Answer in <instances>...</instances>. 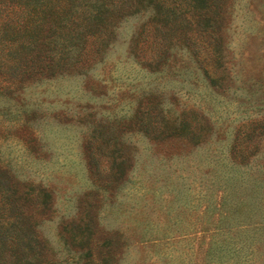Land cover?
<instances>
[{"label":"rangeland","instance_id":"1","mask_svg":"<svg viewBox=\"0 0 264 264\" xmlns=\"http://www.w3.org/2000/svg\"><path fill=\"white\" fill-rule=\"evenodd\" d=\"M122 2L0 5V264H264V0Z\"/></svg>","mask_w":264,"mask_h":264},{"label":"trees","instance_id":"2","mask_svg":"<svg viewBox=\"0 0 264 264\" xmlns=\"http://www.w3.org/2000/svg\"><path fill=\"white\" fill-rule=\"evenodd\" d=\"M67 0H0V5L7 6L13 11L14 8H23L26 9L27 18L31 21V26L29 28H24V35L29 38L28 47L33 45L34 42L39 38V33L42 27L43 21L50 16H54L58 18L59 13L64 9L63 3ZM108 0H94V4L92 8H95L99 4H103ZM121 0H118V2ZM136 4H127L122 2L120 6L115 5L117 7V13L120 10H124L130 12L131 15H138L140 18H146L150 22L156 19H161V13L164 12L173 6L181 9L182 12L186 13H195L198 14L200 18H203L201 23L203 27V32L206 35H209L212 40L213 49L218 53L222 50V45L224 43V38L221 34L223 29V25L221 20L224 18L220 12L222 8V0H213L210 2L209 0H136ZM193 4V5H192ZM216 14L217 17L215 19L210 20L211 25H208L206 20L210 14ZM94 15V14H92ZM200 22V21H199ZM208 28L213 29L215 32L211 30H207ZM220 32V33H219ZM214 39V40H213ZM214 41V42H213ZM163 54H167V50L162 52ZM217 85V84H216ZM177 120L172 118V122L166 119V128L172 131H176L181 128V125H177ZM244 207H248L249 211L240 210V214L242 212H248L246 215H240L246 218H249L250 211L256 212L255 206L252 204H243ZM244 219V218H241ZM258 223H255L257 225ZM263 226V225H260ZM224 248H221L222 251H233L236 255L240 256L244 249H250L251 247L245 248L243 245H240L239 248H236L237 243L232 241H226L224 244ZM211 246V244H210ZM217 250L216 247H212L210 250V255L215 256L214 251ZM253 250L250 251L252 255ZM209 255V254H208ZM249 255V254H248Z\"/></svg>","mask_w":264,"mask_h":264}]
</instances>
